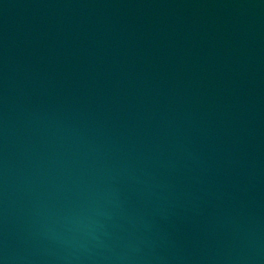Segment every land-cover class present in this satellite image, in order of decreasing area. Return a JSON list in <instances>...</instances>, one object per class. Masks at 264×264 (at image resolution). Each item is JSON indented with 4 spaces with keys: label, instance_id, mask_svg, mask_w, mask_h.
Returning a JSON list of instances; mask_svg holds the SVG:
<instances>
[{
    "label": "water",
    "instance_id": "obj_1",
    "mask_svg": "<svg viewBox=\"0 0 264 264\" xmlns=\"http://www.w3.org/2000/svg\"><path fill=\"white\" fill-rule=\"evenodd\" d=\"M0 264H264V0H0Z\"/></svg>",
    "mask_w": 264,
    "mask_h": 264
}]
</instances>
